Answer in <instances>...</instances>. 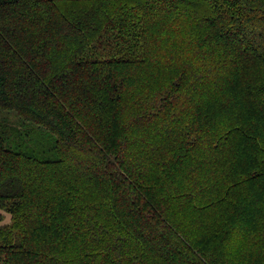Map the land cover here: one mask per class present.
<instances>
[{
  "label": "trees",
  "instance_id": "16d2710c",
  "mask_svg": "<svg viewBox=\"0 0 264 264\" xmlns=\"http://www.w3.org/2000/svg\"><path fill=\"white\" fill-rule=\"evenodd\" d=\"M7 111L0 264H264V0H0Z\"/></svg>",
  "mask_w": 264,
  "mask_h": 264
},
{
  "label": "rangeland",
  "instance_id": "374dc122",
  "mask_svg": "<svg viewBox=\"0 0 264 264\" xmlns=\"http://www.w3.org/2000/svg\"><path fill=\"white\" fill-rule=\"evenodd\" d=\"M2 117H0V120H2V118H8L9 120L6 121L15 126V127H22L21 124H19L20 119L18 118L17 114L15 112H1ZM4 120V119H3ZM4 215H5V219L1 222L2 224L5 223H10L11 222V214L7 213L6 211H1Z\"/></svg>",
  "mask_w": 264,
  "mask_h": 264
}]
</instances>
